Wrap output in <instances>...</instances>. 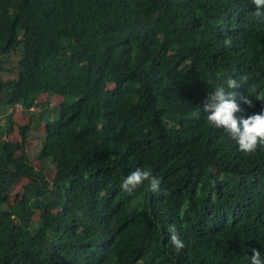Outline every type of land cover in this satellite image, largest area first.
Masks as SVG:
<instances>
[{"label":"trees","instance_id":"16d2710c","mask_svg":"<svg viewBox=\"0 0 264 264\" xmlns=\"http://www.w3.org/2000/svg\"><path fill=\"white\" fill-rule=\"evenodd\" d=\"M251 6L0 0V111L20 106L46 124L39 158L56 168L48 178L26 153L37 126H21L13 141L0 121V206L11 215L19 204L12 224L0 220V264H251L253 249L264 252V206L236 184L264 190V156L238 150L203 112L229 78L241 84L225 89L230 98L242 92L244 107L264 112V47L245 36L264 23ZM43 93L63 100L35 114ZM137 168L160 177L161 191L145 180L124 192ZM221 177L233 187L218 185L213 195L223 196L212 200ZM225 253L234 260L213 262Z\"/></svg>","mask_w":264,"mask_h":264},{"label":"clouds","instance_id":"9594fccd","mask_svg":"<svg viewBox=\"0 0 264 264\" xmlns=\"http://www.w3.org/2000/svg\"><path fill=\"white\" fill-rule=\"evenodd\" d=\"M253 6L254 16L264 23V0H251ZM248 35L259 41L260 47H264V25H257L251 28L245 36ZM224 43L230 45L231 41L225 39ZM248 66V63L242 58L238 67L244 69ZM258 75V74H257ZM241 88V84L234 78H229L225 81L223 86L216 87L213 92H210L208 97L205 99L203 105V112L206 113V119L210 125L214 126L216 129L223 127L228 133L229 138L232 140L235 147L241 152L247 154L256 153V157L260 159L264 156V112L256 114L254 109H248L243 106V101L240 99L243 97L242 92L237 94V100L235 101L234 93L231 91H226L225 89H235L236 87ZM42 95V94H41ZM49 95V94H48ZM59 96V95H54ZM61 97V96H60ZM258 99V98H257ZM246 103L251 104L250 100H245ZM245 111H252L254 114L248 116ZM248 116V117H247ZM257 171H262L264 173V167L262 165ZM256 172V171H255ZM249 176H255V173H250ZM145 180L149 181L150 189L153 192L161 191V179L158 176H153L151 170H142L137 168L132 171L129 175L122 179L121 187L126 193L131 194L137 187L143 184ZM226 180V177H221L218 183L212 188L211 199L221 198V194L215 192L216 187L220 185L227 190L233 187L231 183L220 184V182ZM238 186L248 187L257 194L256 197L260 200L261 205L264 206V190L257 187L258 182H237ZM244 193V190H240L239 194ZM167 193L165 192V195ZM260 216H263L259 214ZM170 239L177 250L184 247L183 241L178 237L175 229L171 230ZM253 254L251 255V264H264V252L263 250L253 249ZM218 258H213V262H226L228 260H234L231 254H220Z\"/></svg>","mask_w":264,"mask_h":264},{"label":"rangeland","instance_id":"374dc122","mask_svg":"<svg viewBox=\"0 0 264 264\" xmlns=\"http://www.w3.org/2000/svg\"><path fill=\"white\" fill-rule=\"evenodd\" d=\"M16 59V57H15ZM113 87L110 85L109 88ZM63 98L60 96H50L47 93H43L35 105V114L48 113L53 108L62 102ZM20 106L16 108H8L7 110L0 111V121L2 123L8 124L9 129L12 130V134L10 136L4 135V138H11L14 140L21 141V135L19 133V129L23 125H30L36 127V129H32L30 132V137L26 146V153L30 157L31 162L34 164L37 170L44 171L45 175L48 178H51L56 170L54 164L51 161H42L39 158V153L42 147V139L44 137L45 123L43 121H38V125H35L33 119H31L30 114H26L21 110ZM27 183V179H23L19 181L14 187L10 190V202L11 204L16 201L19 202V195L24 191V186ZM12 214H8L10 212V208L0 206V220L5 224H12V220L17 216L19 212V204L14 205L12 207ZM26 215L29 214L28 211L25 212ZM34 219H38V215H34Z\"/></svg>","mask_w":264,"mask_h":264}]
</instances>
